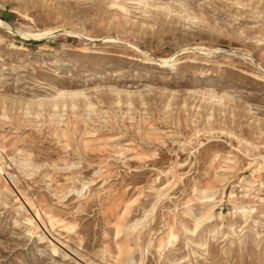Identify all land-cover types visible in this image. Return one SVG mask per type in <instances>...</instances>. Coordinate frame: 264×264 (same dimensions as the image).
Instances as JSON below:
<instances>
[{
    "label": "rangeland",
    "instance_id": "1",
    "mask_svg": "<svg viewBox=\"0 0 264 264\" xmlns=\"http://www.w3.org/2000/svg\"><path fill=\"white\" fill-rule=\"evenodd\" d=\"M0 19V264H264V0Z\"/></svg>",
    "mask_w": 264,
    "mask_h": 264
},
{
    "label": "bare ground",
    "instance_id": "2",
    "mask_svg": "<svg viewBox=\"0 0 264 264\" xmlns=\"http://www.w3.org/2000/svg\"><path fill=\"white\" fill-rule=\"evenodd\" d=\"M0 25H6V23L3 21V20H1L0 19ZM49 30V29H48ZM50 32V30L49 31H46V32H41V33H39V34H35L34 36H45L46 34H48ZM174 60V59H173ZM175 62H176V60H175ZM173 63V62H172ZM177 63V62H176ZM180 63V62H179ZM33 214H35V212H33ZM36 216H37V214H36Z\"/></svg>",
    "mask_w": 264,
    "mask_h": 264
}]
</instances>
